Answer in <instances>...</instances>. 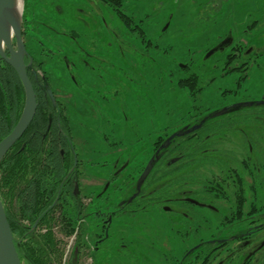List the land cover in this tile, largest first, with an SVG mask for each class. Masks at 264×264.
Segmentation results:
<instances>
[{
    "label": "flooded vegetation",
    "instance_id": "af4514ba",
    "mask_svg": "<svg viewBox=\"0 0 264 264\" xmlns=\"http://www.w3.org/2000/svg\"><path fill=\"white\" fill-rule=\"evenodd\" d=\"M217 1L203 13L209 23L223 19L211 16ZM238 1L244 0H227L224 31L205 57L219 53L222 60L195 66L192 57L176 66L184 73L180 88L195 103L207 99L200 96L206 87L231 76L245 86L243 97L228 87L211 90L210 106L195 104L197 111L166 124L150 146V158L157 153L159 159L134 198L146 165L137 176L130 157L131 26L120 34L119 14L105 0H86L81 34L58 33L65 49H44L24 13V61L38 107L31 130L8 151L18 150L21 160L16 187L0 188L3 204L16 208L19 245L31 240L45 258V238L53 234L55 264H104V252L113 253L112 264H126L118 260L125 251L131 264H146L141 247L158 264H264V5L245 0L239 5L247 12L236 16L231 9ZM0 66L13 69L3 58ZM55 68L64 76H53ZM174 133L180 134L160 149ZM111 239L116 245H105Z\"/></svg>",
    "mask_w": 264,
    "mask_h": 264
},
{
    "label": "rangeland",
    "instance_id": "374dc122",
    "mask_svg": "<svg viewBox=\"0 0 264 264\" xmlns=\"http://www.w3.org/2000/svg\"><path fill=\"white\" fill-rule=\"evenodd\" d=\"M244 1L235 2V6L231 9L233 14L238 16L247 12L246 8L239 5ZM254 1L257 2L256 4L264 5V0ZM213 2L216 3V0H124L123 10L126 15L130 19L132 16L143 28L146 39H151L153 46H158L157 49L138 52L137 47H133L134 41L137 40L136 35L131 37V131L134 134L131 135L130 157L132 158L131 165L136 169L137 176L153 154L150 150L151 142L165 133L166 124L175 122L188 111H197L194 108L195 104L204 108L210 106L207 100L212 98L211 90L217 93L228 87L237 92V98L243 97L245 93V86L237 87L234 84V76H231L229 78L231 80L223 79L224 82L206 87L200 96L207 99L195 103L189 99L188 89H181V86L177 85V79L184 75L182 71L178 72L177 62L181 64L194 57L192 65L196 66L198 62L212 65L218 59L223 58L222 55L219 56V53H215L208 59L205 58L209 53L207 50L219 39V33L224 31L222 24H224L228 9L227 0L217 1L219 9L211 16L215 19L223 18L219 22L221 25L217 21L215 25L212 21L209 23L203 19V13L211 9ZM85 3H87L86 0H25L23 17L25 13L29 19L28 23L34 29L35 36L44 41L46 47L44 49H65V42L56 36L61 32L68 33L69 30L81 34L86 18L83 9H88ZM103 10L105 18L112 23L111 8L105 4ZM115 16L114 18L117 17ZM40 22H43L45 26L39 24ZM117 22L120 34L127 35L128 27H125L123 20L120 19ZM216 28L219 29L218 33H216ZM122 44H125L123 48L127 50L128 42ZM120 64L123 65L122 61ZM170 72H173V75ZM56 74L64 76L63 70L59 68L53 69L52 75L57 76ZM256 85L258 86L259 83ZM254 89L257 90L256 86ZM232 97L234 96L231 95L229 98ZM153 216L154 219L160 221L159 215ZM216 234L219 236L220 233ZM209 236L210 234H205L206 238ZM127 238L123 242L127 244V249H131V237ZM114 241L115 239L113 241L111 239L105 245H116ZM231 245H235V242ZM155 247L158 246L154 245ZM206 247L207 245L202 246L204 249ZM158 252L157 250L154 251L155 254L152 252V257L159 256ZM112 254V252L102 253L101 263L112 264ZM139 254L147 259L146 264H158L153 260H148L150 253L143 247L139 249ZM130 256L131 254L125 251L120 253L118 260L121 258L126 264H131Z\"/></svg>",
    "mask_w": 264,
    "mask_h": 264
},
{
    "label": "water",
    "instance_id": "95a60500",
    "mask_svg": "<svg viewBox=\"0 0 264 264\" xmlns=\"http://www.w3.org/2000/svg\"><path fill=\"white\" fill-rule=\"evenodd\" d=\"M18 0H0V58L9 63L18 74L25 91V102L21 115L12 129L2 140H0V163L11 147L24 135L32 123L38 107L37 96L33 83L27 72V65L24 61L27 50L22 38L23 11L17 9ZM24 3L25 0H21ZM13 38L16 48L13 47ZM8 51L9 55H7ZM213 50H211L212 52ZM210 52V53H211ZM50 96L54 99L51 89H48ZM224 111L218 112V114ZM217 114V113H216ZM193 126L190 130L196 129ZM180 133H174L161 145L160 149L168 146L169 141ZM159 149V150H160ZM159 155L154 154L147 162L143 172L137 180L136 197L143 182L151 173ZM0 264H22L20 259L13 231L8 220L3 201L0 197Z\"/></svg>",
    "mask_w": 264,
    "mask_h": 264
},
{
    "label": "trees",
    "instance_id": "16d2710c",
    "mask_svg": "<svg viewBox=\"0 0 264 264\" xmlns=\"http://www.w3.org/2000/svg\"><path fill=\"white\" fill-rule=\"evenodd\" d=\"M105 3L119 14L120 19L126 24V28L128 27V31L129 26H131V37L133 38L135 34L137 38V40L134 41L135 43L133 44V47H137L138 52L158 48L156 45L153 46L151 39H146L145 31L141 26H139V24L136 23L134 18L131 16L130 19V17L126 15L123 10L124 0H105ZM183 82L184 80L177 79V85L185 86ZM24 102L25 91L18 75L11 67L8 66L7 68H4L0 66V140L9 134L16 125L24 107ZM39 112L40 111L38 110V113ZM29 129L31 130V126ZM17 151L14 149L11 152H8L7 155L10 153V155L13 154L15 156ZM7 155L0 163V188L2 187V184H4L6 187L8 186L9 188L14 189L16 187L15 180L17 173L19 169L22 168L21 160H17L16 155L14 159L11 158V160L8 161L9 156ZM0 197H2L1 191ZM31 199L32 195H30V199L28 200L26 207L30 208L32 206ZM5 210L13 231L15 244L22 264H55L56 259L54 258H59V255H57L58 242L55 240V236L50 234L45 238L46 247H44V249L46 257L41 258L37 255L36 246L32 245L31 240L26 242L23 246L19 245L18 238L22 235V230H20V224L17 220L16 208L13 206L8 210V207L5 205ZM26 212L30 213V211ZM24 216L31 222L35 219V217L31 214L29 215L25 213ZM53 256L54 258H52Z\"/></svg>",
    "mask_w": 264,
    "mask_h": 264
},
{
    "label": "bare ground",
    "instance_id": "6f19581e",
    "mask_svg": "<svg viewBox=\"0 0 264 264\" xmlns=\"http://www.w3.org/2000/svg\"><path fill=\"white\" fill-rule=\"evenodd\" d=\"M16 5H17V9L19 10V12L23 11V3L21 0H18Z\"/></svg>",
    "mask_w": 264,
    "mask_h": 264
}]
</instances>
